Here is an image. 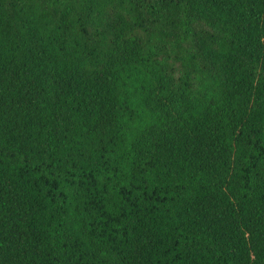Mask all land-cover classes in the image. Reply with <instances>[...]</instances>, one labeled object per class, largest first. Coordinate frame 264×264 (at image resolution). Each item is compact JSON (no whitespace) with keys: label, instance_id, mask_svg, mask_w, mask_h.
Wrapping results in <instances>:
<instances>
[{"label":"trees","instance_id":"1","mask_svg":"<svg viewBox=\"0 0 264 264\" xmlns=\"http://www.w3.org/2000/svg\"><path fill=\"white\" fill-rule=\"evenodd\" d=\"M0 264H264V0H0Z\"/></svg>","mask_w":264,"mask_h":264}]
</instances>
